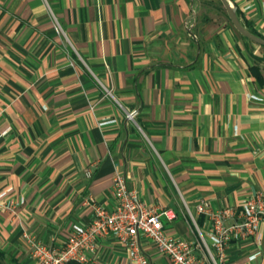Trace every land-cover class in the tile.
<instances>
[{"label": "crops", "instance_id": "1", "mask_svg": "<svg viewBox=\"0 0 264 264\" xmlns=\"http://www.w3.org/2000/svg\"><path fill=\"white\" fill-rule=\"evenodd\" d=\"M231 1L264 37V0ZM221 4L0 0V192L23 198L0 210V264H35L25 235L60 243L91 221L87 199L111 211L117 171L149 207L172 210L166 233L189 241L209 227L197 203L237 209L264 190V46ZM142 247L147 264H170ZM87 256L129 264L112 235ZM224 264H264V220Z\"/></svg>", "mask_w": 264, "mask_h": 264}, {"label": "built area", "instance_id": "2", "mask_svg": "<svg viewBox=\"0 0 264 264\" xmlns=\"http://www.w3.org/2000/svg\"><path fill=\"white\" fill-rule=\"evenodd\" d=\"M108 94L110 90L105 89ZM253 99L261 98L251 95ZM135 109L126 111L125 117L134 120ZM106 123L101 122V124ZM7 129L0 132L4 135ZM89 175L90 172L86 171ZM12 187L0 192V210L14 208L17 201L6 199ZM112 193L116 199L111 211L102 205L85 200L92 208V218L87 225L72 224L69 233L60 243L44 244L31 235L25 237L35 264H67L71 261L89 264L88 253L93 252L97 240L112 235L123 241L127 247L129 264H147L143 253L142 240L150 241L158 253L166 256L170 264H224L230 244L258 228L264 220V190L245 198L239 208H213L209 201L196 204V213L204 215L209 227L206 236L189 241L173 238L163 226V219L171 220L175 214L170 209L156 211L149 207L128 188L125 176L117 171L113 177ZM232 220V221H231Z\"/></svg>", "mask_w": 264, "mask_h": 264}, {"label": "water", "instance_id": "3", "mask_svg": "<svg viewBox=\"0 0 264 264\" xmlns=\"http://www.w3.org/2000/svg\"><path fill=\"white\" fill-rule=\"evenodd\" d=\"M220 1L223 5L224 9L226 10V13H227L231 23L235 27V29L241 35H243L244 37H246L250 41H252L258 45L264 46V37L253 34L246 27H244V25L241 23L239 16L237 14V11H236V6L232 3V1L231 0H220Z\"/></svg>", "mask_w": 264, "mask_h": 264}, {"label": "trees", "instance_id": "4", "mask_svg": "<svg viewBox=\"0 0 264 264\" xmlns=\"http://www.w3.org/2000/svg\"><path fill=\"white\" fill-rule=\"evenodd\" d=\"M247 29H248L250 32H252L253 34H256V35L260 36V35L257 34L254 30H252V29H250V28H248V27H247ZM261 37H262V36H261ZM67 264H79V263L74 262V261H71V262H69V263H67Z\"/></svg>", "mask_w": 264, "mask_h": 264}, {"label": "rangeland", "instance_id": "5", "mask_svg": "<svg viewBox=\"0 0 264 264\" xmlns=\"http://www.w3.org/2000/svg\"><path fill=\"white\" fill-rule=\"evenodd\" d=\"M223 11L226 13V10L224 9L223 5L221 4Z\"/></svg>", "mask_w": 264, "mask_h": 264}]
</instances>
